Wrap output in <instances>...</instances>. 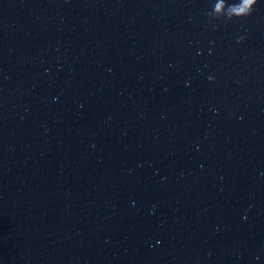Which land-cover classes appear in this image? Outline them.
Instances as JSON below:
<instances>
[{"label": "water", "instance_id": "95a60500", "mask_svg": "<svg viewBox=\"0 0 264 264\" xmlns=\"http://www.w3.org/2000/svg\"><path fill=\"white\" fill-rule=\"evenodd\" d=\"M0 264H264V0H0Z\"/></svg>", "mask_w": 264, "mask_h": 264}, {"label": "clouds", "instance_id": "9594fccd", "mask_svg": "<svg viewBox=\"0 0 264 264\" xmlns=\"http://www.w3.org/2000/svg\"><path fill=\"white\" fill-rule=\"evenodd\" d=\"M247 6H248L247 4L244 5L245 8H246Z\"/></svg>", "mask_w": 264, "mask_h": 264}]
</instances>
